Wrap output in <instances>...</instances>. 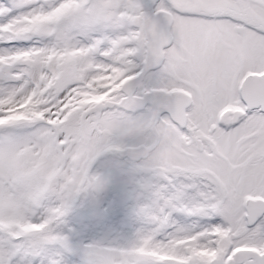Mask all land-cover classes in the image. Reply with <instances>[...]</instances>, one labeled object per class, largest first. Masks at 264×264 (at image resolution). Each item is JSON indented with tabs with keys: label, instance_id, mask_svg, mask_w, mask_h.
<instances>
[{
	"label": "snow or ice",
	"instance_id": "obj_1",
	"mask_svg": "<svg viewBox=\"0 0 264 264\" xmlns=\"http://www.w3.org/2000/svg\"><path fill=\"white\" fill-rule=\"evenodd\" d=\"M15 42L0 264H264V0H8Z\"/></svg>",
	"mask_w": 264,
	"mask_h": 264
},
{
	"label": "rangeland",
	"instance_id": "obj_2",
	"mask_svg": "<svg viewBox=\"0 0 264 264\" xmlns=\"http://www.w3.org/2000/svg\"><path fill=\"white\" fill-rule=\"evenodd\" d=\"M8 0H0V3H7ZM33 42H15L13 44H0V48L3 47H28L32 46ZM96 167L102 173L111 174L113 177L121 174L123 169L126 167L125 158L121 157L119 154H109L100 161H98ZM105 200L112 195V191L105 193ZM107 202L104 203V207H107ZM91 219V206L87 203L81 209V214L69 225L70 228L75 229L77 232L81 233L80 237H77V242L80 239L87 242V236L90 228Z\"/></svg>",
	"mask_w": 264,
	"mask_h": 264
},
{
	"label": "water",
	"instance_id": "obj_3",
	"mask_svg": "<svg viewBox=\"0 0 264 264\" xmlns=\"http://www.w3.org/2000/svg\"><path fill=\"white\" fill-rule=\"evenodd\" d=\"M122 156V155H121ZM123 157V156H122Z\"/></svg>",
	"mask_w": 264,
	"mask_h": 264
}]
</instances>
